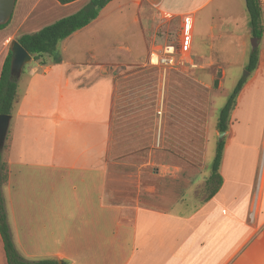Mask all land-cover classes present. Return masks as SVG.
Listing matches in <instances>:
<instances>
[{"label":"crops","instance_id":"1","mask_svg":"<svg viewBox=\"0 0 264 264\" xmlns=\"http://www.w3.org/2000/svg\"><path fill=\"white\" fill-rule=\"evenodd\" d=\"M87 1L60 4L56 0H15L10 21L0 29V72L12 40L75 13ZM115 1L119 0L110 1L101 11ZM125 5L136 8L131 24L139 27L135 28L138 37L123 49L131 50L132 46L136 56L113 62L105 47V54L91 63L98 64L103 75L114 64L155 65L151 57L161 56L163 48L172 46L166 42L173 28L179 32L177 41L187 61L197 66L191 57V43L200 13L204 22L207 17L218 18L217 26L212 19L204 24L206 27L208 23L209 30L217 28L211 39L222 40L227 48L232 43L240 48L236 50L243 75L251 49L249 20L246 18L242 27L236 21L241 15L233 20L231 12L225 14L235 5L240 9L239 0H128ZM102 17L99 13L66 41L74 39L79 45L102 42L103 36L93 34ZM147 30L151 32L148 55L139 60L140 36ZM224 51L225 47L218 52L223 62L236 63L235 56ZM197 59L214 63L202 53ZM46 60V65L33 60L16 79L24 78L21 90L17 86L18 100L10 112V148L4 155L9 174L1 193L11 239L22 258L55 264H264V37L259 43L257 67L230 111L219 165L222 185L208 201L185 212L162 211L149 200H131L122 193L118 177H143L146 172L114 170L110 116L100 122L105 131L99 143L102 148L94 129L90 142L72 146L74 152L63 150L64 136H69L70 130L68 124L59 125L74 121L60 113L64 88L69 98L71 94H88L104 76L95 75L91 83L83 85L65 61L54 63L49 56ZM220 70L219 86L226 76L223 67ZM213 79L215 75L208 80ZM65 180L72 188L71 201L64 199ZM137 189L139 194L157 193L154 185L144 191ZM0 264H6L1 236Z\"/></svg>","mask_w":264,"mask_h":264},{"label":"rangeland","instance_id":"2","mask_svg":"<svg viewBox=\"0 0 264 264\" xmlns=\"http://www.w3.org/2000/svg\"><path fill=\"white\" fill-rule=\"evenodd\" d=\"M239 1L240 9L235 5L231 11H225V14L231 12L233 20L241 15L236 20L238 26L248 20L244 0ZM127 2L128 0L115 1L106 10L99 11L103 17L93 34L103 36L102 42L90 45L83 42L79 45L74 39L69 42L66 38L62 39L56 44L53 55L49 56L50 61L57 55L60 61L68 64L73 77L86 85L91 83L95 75H103L98 64L91 63L97 56L105 54V47L107 57L111 56L110 60L113 62L119 57H135V48L131 46V50L123 49L131 45L134 37H138L135 28L139 27L131 24V15L136 8L125 5ZM109 11L112 13L107 15ZM211 19L212 24L217 26L218 18L207 17L206 21ZM204 20L200 13L192 31L191 57L198 67L187 61L185 51L177 41L179 32L176 33L173 28L169 34L171 38L166 42L172 46L163 48L161 53V56H167L168 52H172V66L164 67L153 63L114 64L109 66L111 70L103 75V79L95 82L91 93L77 97L71 94L69 98L68 89L63 90L60 113L65 119H74L71 123L65 121L59 125L62 128L64 124H68L70 130L69 136H64L63 150L74 152L75 147L72 146L90 142L94 129L96 142L99 144L105 132L101 129L100 122L110 116V153L114 155V170L128 169L130 174L136 169L146 172L143 177H118L119 189L129 199L149 200V204L159 206L162 211L185 212L202 202L205 196L203 187L210 174L216 143L221 135L216 123L227 97L242 75L240 54L236 50L240 48L234 43L227 48L225 43L223 46L222 40L211 39L212 35L217 34V28L206 29L208 23L205 27ZM229 26L233 27L231 23ZM150 39L151 32L148 30L140 36V53L137 59L145 60L148 55L146 46H149ZM224 47V53L235 56L236 63L223 62L218 52ZM201 53L211 57L214 63L206 64L207 60L200 63L197 57ZM83 61L87 64H82ZM31 64L33 59L24 68ZM220 67H223L226 76L219 86ZM212 75H215V79L208 80ZM23 80L22 77L17 81L19 90ZM94 123L97 125L93 126ZM98 147L102 148V144ZM152 167L156 168L152 170ZM153 185L157 191L154 196L138 193V187L143 190ZM64 193V199L71 201L72 188L66 180Z\"/></svg>","mask_w":264,"mask_h":264},{"label":"trees","instance_id":"3","mask_svg":"<svg viewBox=\"0 0 264 264\" xmlns=\"http://www.w3.org/2000/svg\"><path fill=\"white\" fill-rule=\"evenodd\" d=\"M60 4H67L76 0H56ZM112 0H88L87 3L75 13L62 17L37 31L24 33L18 36L17 42L31 55L32 59L38 61L40 65H46V57L53 55L56 44L73 32L91 23L99 14V11ZM249 20L251 49L243 75L237 81L230 95L220 111L216 123L217 130L226 131L230 111L235 106L236 96L246 83L251 73L256 69L259 55V43L264 37V5L262 0H244ZM8 23L0 25L4 28ZM10 57L8 54L3 62L0 72V114H10L12 106L18 100L17 80L10 75ZM54 63L59 62L57 55L53 56ZM224 139L218 140L210 174L205 181L203 191L205 196L202 203L208 201L220 189L222 177L219 173V165L222 159ZM10 148V139L5 138L2 150L0 151V236L2 239L6 264H55L51 260L29 261L22 258L16 251L11 239L7 222L4 199L1 187L7 182L9 169L4 155Z\"/></svg>","mask_w":264,"mask_h":264},{"label":"water","instance_id":"4","mask_svg":"<svg viewBox=\"0 0 264 264\" xmlns=\"http://www.w3.org/2000/svg\"><path fill=\"white\" fill-rule=\"evenodd\" d=\"M15 0H0V25L9 22L14 9ZM10 75L18 79L22 73L23 67L31 61V55L17 42L12 40L10 44ZM110 69V68H109ZM10 114H0V151L8 131ZM222 138L225 131H219Z\"/></svg>","mask_w":264,"mask_h":264},{"label":"built area","instance_id":"5","mask_svg":"<svg viewBox=\"0 0 264 264\" xmlns=\"http://www.w3.org/2000/svg\"><path fill=\"white\" fill-rule=\"evenodd\" d=\"M156 56L155 65H161L164 67L172 66L174 64V57L172 55V52H168L167 56Z\"/></svg>","mask_w":264,"mask_h":264},{"label":"bare ground","instance_id":"6","mask_svg":"<svg viewBox=\"0 0 264 264\" xmlns=\"http://www.w3.org/2000/svg\"><path fill=\"white\" fill-rule=\"evenodd\" d=\"M151 60H152V62H155V60H156L155 54L152 55Z\"/></svg>","mask_w":264,"mask_h":264}]
</instances>
